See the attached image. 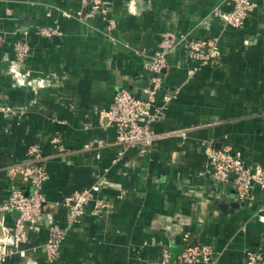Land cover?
<instances>
[{
    "label": "crops",
    "instance_id": "crops-1",
    "mask_svg": "<svg viewBox=\"0 0 264 264\" xmlns=\"http://www.w3.org/2000/svg\"><path fill=\"white\" fill-rule=\"evenodd\" d=\"M105 1L107 13L89 14L81 0H0V203L16 188L29 192L20 169L30 145L47 175L41 222L25 226L0 264H150L163 249L172 261L198 245L211 257L188 264H240L248 250L264 257V189L253 186L239 202L230 180L211 177L205 154L207 144L228 147L264 168V1L240 27L216 13L230 9L227 0ZM40 27L55 33L43 36ZM164 33L215 40L216 61L190 74L196 63L174 45L155 104L172 97L150 125L158 138L116 160L115 131L103 112L120 87L144 94L143 60ZM16 40L29 47L22 62ZM95 184L68 223L64 198ZM15 216L0 211V239ZM53 225L65 234L50 259Z\"/></svg>",
    "mask_w": 264,
    "mask_h": 264
},
{
    "label": "built area",
    "instance_id": "built-area-1",
    "mask_svg": "<svg viewBox=\"0 0 264 264\" xmlns=\"http://www.w3.org/2000/svg\"><path fill=\"white\" fill-rule=\"evenodd\" d=\"M230 4L228 11L216 9V13L226 25L240 27L256 6V0H227ZM264 1V0H263ZM85 12L89 14L108 12L105 0H81ZM80 14L82 12H79ZM66 13L65 15H68ZM112 18L107 20V28L114 26ZM41 35L50 37L55 30L52 27H40ZM3 38L0 36V43ZM176 44H182L191 60L196 64L189 73H193L203 65L216 61L217 45L213 39L191 38L184 35L174 37L164 33L161 35L154 52L143 60L144 69L149 73V84L143 89L145 98H136L132 92L124 87L115 90L112 95L109 110L103 112L108 122L115 131V145L117 152L115 159H119L129 149L147 146L159 134L151 130V123L159 119L165 111L171 94L160 96V102L155 104L157 93L161 86V73L166 67V55ZM15 59L22 62L28 55L29 47L23 40L13 42ZM0 110L2 108L0 107ZM51 142L58 143V138L53 137ZM27 160L20 169L21 174L29 184V192L14 189L9 197L0 203V211L15 210L16 216L12 228L0 239V262L16 251L18 243L23 238L25 226H36L41 222V215L45 204V197L41 191L46 179V173L39 166L42 159L41 152L36 145L27 148ZM206 163L211 177L217 182L232 183L236 199L244 202L249 198L253 186L264 189V168L260 165H246L238 153L231 152L228 147L215 148L213 144L205 147ZM98 191V186L92 185L87 189L74 191L66 196L63 205L67 209V222L76 221L85 204L93 198V192ZM96 207L100 205L96 200ZM65 230L56 225L48 226V236L45 242V251L48 258L56 257L59 244L64 237ZM211 257V250L206 245L187 247L171 261L166 249L161 251L158 261L150 264H188L192 262H206ZM240 264H264V257L260 251L248 250Z\"/></svg>",
    "mask_w": 264,
    "mask_h": 264
},
{
    "label": "water",
    "instance_id": "water-1",
    "mask_svg": "<svg viewBox=\"0 0 264 264\" xmlns=\"http://www.w3.org/2000/svg\"><path fill=\"white\" fill-rule=\"evenodd\" d=\"M136 98H145V94H141V93H139V92H136V93H134L133 94ZM28 193V192H27Z\"/></svg>",
    "mask_w": 264,
    "mask_h": 264
}]
</instances>
